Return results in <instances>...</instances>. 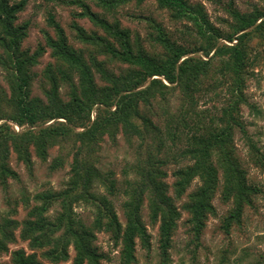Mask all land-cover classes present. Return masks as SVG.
<instances>
[{"label": "trees", "instance_id": "1", "mask_svg": "<svg viewBox=\"0 0 264 264\" xmlns=\"http://www.w3.org/2000/svg\"><path fill=\"white\" fill-rule=\"evenodd\" d=\"M45 1L58 4L61 0ZM146 1L91 0L100 10L97 13L85 0L70 1L80 9L74 16L102 33H87L73 23L76 40L85 47L79 49L68 44L63 29L48 14L54 36L45 33L52 62L42 71V99L32 95L31 87L44 48L34 53L22 49L29 23L16 24L26 1L0 0V69L6 85V89L0 86V185L5 188L9 180L19 179L9 163L11 153L29 173L34 167L32 154L46 162L49 151L57 147L51 170L71 157L64 189L37 194L33 205L26 198L29 210L21 223L0 222V253H8L17 238L30 251H13L12 264H67L70 260L102 264L103 255L94 245L99 232L109 234L120 246L119 264H134L137 242L150 249L142 220L144 201L150 224H158L159 251L167 261L181 216L176 203L194 182L198 185L186 196L182 209L195 240L208 217L216 214L212 201L218 191L222 202L232 205L222 224L227 234L233 224H240L244 207L258 193L248 183L234 135L238 131L247 138L242 107L248 105L249 70L260 61L251 57L252 42L264 47V9L251 4L250 11L240 13L229 3L225 10L233 20L232 32L222 36L202 5L155 0L174 21L190 23L198 46L189 49L171 40L156 24L152 41L161 51L150 53L138 39L131 41L130 32L117 20L107 18L132 2ZM256 1L264 4V0ZM101 55L125 68L114 73L98 60ZM62 90L67 100L61 97ZM203 98L210 103L209 109H200ZM119 135L129 145L138 144L135 162L124 172L131 178L122 186L112 172L96 166L103 139L115 142ZM248 146L247 161L264 174V153L251 141ZM171 164L176 168L169 186L165 180ZM96 187L105 194L98 195ZM117 199H122L124 226L115 211ZM81 204L93 210L88 227L75 218L74 208Z\"/></svg>", "mask_w": 264, "mask_h": 264}, {"label": "rangeland", "instance_id": "2", "mask_svg": "<svg viewBox=\"0 0 264 264\" xmlns=\"http://www.w3.org/2000/svg\"><path fill=\"white\" fill-rule=\"evenodd\" d=\"M20 1L22 0H10L11 3ZM25 1L24 9L18 15L16 24L29 23L27 37L22 43V49L34 53L39 47L44 48L45 53L34 69L36 77L31 87L32 95L43 99L41 90L43 85L42 71L52 62L45 45V33L54 36L52 28L47 23L48 14L53 15L56 23L63 29L68 44L75 49L85 47L76 40L75 32L72 29L73 23H76L87 33L97 32L99 35L102 33L97 31L87 20L74 16V14L80 13V9L69 4L72 0H61L58 4L45 0ZM85 1L94 12H100L92 5L91 0ZM188 1L190 4L202 5L209 21L220 30L222 36L232 32L233 20L225 10L229 3H232L233 8H236L240 13L250 11L251 4L259 5L264 9V4L256 0ZM107 18L111 22L113 19L117 20L121 28L130 32L131 41L138 39L143 48L150 53L161 51L152 41V37L156 34L154 30L156 24L163 28L171 40H178L179 44L189 49L198 46L190 23L174 21L171 13L160 8L155 0H148L140 5L132 2L119 9L114 15H108ZM255 42H252L253 53L251 57L256 56L260 61L249 70L245 87L248 105L242 107V120L245 124L247 138L236 131L234 143L237 147V156L243 168L246 169L248 183L256 188L258 193L252 196L251 204L244 207L240 224H233L227 234L222 229V224L232 205L231 203H223L218 191L212 201L216 214L208 217L199 239L195 240L187 225L188 214L182 209L187 200L186 196L198 185V182H194L181 201L176 203L181 216L172 239L167 261L162 259L159 251L158 224L154 226L150 224L147 203L144 201L142 220L150 236V249H143L137 242L134 264H264V174L247 161L248 141H251L256 148L264 153V47ZM98 60L105 62L106 68L114 73L125 68V66L104 55L98 56ZM3 75V71L0 69V86L6 89ZM61 97L67 100L66 91H61ZM204 100L203 98L200 101V109H209L210 103L208 104ZM170 102L172 104L173 100L171 99ZM153 120L157 122L155 119ZM15 129L18 131L17 127ZM137 145L136 141L133 145H129L122 135L117 136L115 142L105 137L96 154L98 170L105 173L112 172L118 185L122 186L126 178H131L126 177L124 172L135 162ZM58 154L59 149L57 147L52 148L48 153L46 162H41L32 154L34 163L32 173H29L25 166L17 161L13 153L10 154V166L17 173L19 179L9 180L8 186L5 188L0 185V222L3 219H11L21 223L29 210L24 202L26 198L29 205H33L34 197L37 194L46 191H59L65 188L70 177L71 157H67L60 168L51 170L50 165ZM175 168L176 166L171 164L166 169L167 178L165 182L169 186L174 182L172 173ZM95 191L98 195L105 194L101 187H96ZM169 194L171 195L172 192ZM121 201L122 199L114 200V207L121 225L124 226V218L120 209ZM54 211H56V207L51 211V214H54ZM92 211L89 206L78 205L74 208L75 218L88 227L93 220ZM94 245L103 255L102 264H119L120 246L115 245L109 234L105 232L96 233ZM19 249L30 253L27 243L17 238L16 242L9 246L8 253H0V264H12L10 255ZM73 256V251L70 249V258L72 259ZM67 264H72L71 260Z\"/></svg>", "mask_w": 264, "mask_h": 264}]
</instances>
